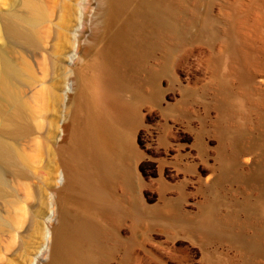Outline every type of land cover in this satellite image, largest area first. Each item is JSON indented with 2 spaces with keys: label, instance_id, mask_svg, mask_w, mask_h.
Returning <instances> with one entry per match:
<instances>
[{
  "label": "rangeland",
  "instance_id": "374dc122",
  "mask_svg": "<svg viewBox=\"0 0 264 264\" xmlns=\"http://www.w3.org/2000/svg\"><path fill=\"white\" fill-rule=\"evenodd\" d=\"M39 1V23L19 25L30 39L8 49L0 34L29 67L22 131L0 128L20 154L2 168L0 264H48L45 229L60 215L108 232L94 264H264V0H124L107 27V0ZM117 36L135 58L133 85L118 93L135 121L120 128L100 213L80 191L59 190L75 96Z\"/></svg>",
  "mask_w": 264,
  "mask_h": 264
},
{
  "label": "bare ground",
  "instance_id": "6f19581e",
  "mask_svg": "<svg viewBox=\"0 0 264 264\" xmlns=\"http://www.w3.org/2000/svg\"><path fill=\"white\" fill-rule=\"evenodd\" d=\"M123 1L107 0L106 27L114 9L120 7ZM15 2L0 0V7L10 6L8 15H2L0 22L1 38L6 41L5 46L7 43L11 44L7 46L8 49L19 39L27 41L31 37L24 32L26 28L20 29L19 25L33 28L45 14L39 0H20L22 13L13 11ZM125 46L121 36L112 39L92 63V72L81 82L75 96L78 127L76 126L73 141L71 168L62 180L63 188L59 190L80 191L84 197L80 201L96 206L95 209L100 213H106L110 209L109 207L107 210L108 201L100 188L117 175L116 163L125 143L120 128L123 123L135 121L133 107L124 102L118 94L120 90L133 85L129 72L135 66V58ZM131 51L133 52V49ZM16 61L12 60L6 51L0 50V128L6 130L8 127L7 131L15 136L22 131L17 120L20 121L19 118L24 115L23 111L25 112L22 83L29 79L27 64ZM67 89L68 86L64 92ZM19 155L13 143L0 139V185L5 184L2 168L12 167ZM23 210L21 209L22 212ZM24 214L22 213L21 217ZM45 235V245L51 258L48 264H94L93 252L102 251L109 238L106 230L89 221H81L76 227H69L61 215L57 225L52 229H45Z\"/></svg>",
  "mask_w": 264,
  "mask_h": 264
}]
</instances>
